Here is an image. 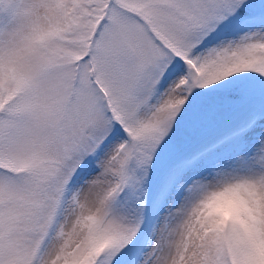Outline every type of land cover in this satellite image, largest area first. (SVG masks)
<instances>
[{"label":"snow or ice","instance_id":"1","mask_svg":"<svg viewBox=\"0 0 264 264\" xmlns=\"http://www.w3.org/2000/svg\"><path fill=\"white\" fill-rule=\"evenodd\" d=\"M0 264H264V0H0Z\"/></svg>","mask_w":264,"mask_h":264}]
</instances>
